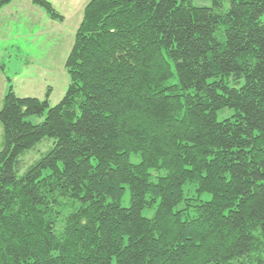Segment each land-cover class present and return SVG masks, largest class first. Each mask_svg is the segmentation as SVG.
Segmentation results:
<instances>
[{
	"label": "trees",
	"instance_id": "1",
	"mask_svg": "<svg viewBox=\"0 0 264 264\" xmlns=\"http://www.w3.org/2000/svg\"><path fill=\"white\" fill-rule=\"evenodd\" d=\"M66 68L0 111V264H264V0H91Z\"/></svg>",
	"mask_w": 264,
	"mask_h": 264
},
{
	"label": "rangeland",
	"instance_id": "2",
	"mask_svg": "<svg viewBox=\"0 0 264 264\" xmlns=\"http://www.w3.org/2000/svg\"><path fill=\"white\" fill-rule=\"evenodd\" d=\"M65 17L52 20L33 0H15L0 10V111L11 88L20 98L47 99L56 107L66 96L71 78L66 63L74 46L77 31L84 18V9L91 0H48ZM206 5H211L207 2ZM232 116V111L219 113V121ZM45 117L27 120L37 125ZM55 145L44 139L36 148L22 155L24 175ZM4 148V130L0 123V151ZM124 205H129L126 197ZM146 216L153 211L145 212Z\"/></svg>",
	"mask_w": 264,
	"mask_h": 264
}]
</instances>
